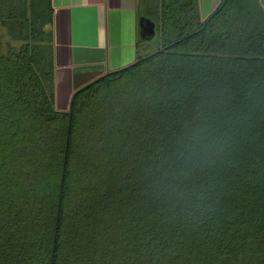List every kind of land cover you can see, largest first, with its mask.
Returning a JSON list of instances; mask_svg holds the SVG:
<instances>
[{
	"label": "trees",
	"instance_id": "obj_1",
	"mask_svg": "<svg viewBox=\"0 0 264 264\" xmlns=\"http://www.w3.org/2000/svg\"><path fill=\"white\" fill-rule=\"evenodd\" d=\"M51 22L49 0H0L19 43L0 46V264H49L57 208L52 264H264L256 1L201 21L157 0L155 53L78 92L69 121Z\"/></svg>",
	"mask_w": 264,
	"mask_h": 264
},
{
	"label": "crops",
	"instance_id": "obj_2",
	"mask_svg": "<svg viewBox=\"0 0 264 264\" xmlns=\"http://www.w3.org/2000/svg\"><path fill=\"white\" fill-rule=\"evenodd\" d=\"M221 1L196 0L200 20H205ZM255 1L264 12V0ZM49 5L52 22L44 30L52 33L54 94L56 77L67 84L69 100L76 84L89 76L93 79L120 70L152 52L139 54L140 42L147 41L141 37L140 24H152L150 39L157 38V0H49ZM18 45L0 26L1 51Z\"/></svg>",
	"mask_w": 264,
	"mask_h": 264
},
{
	"label": "rangeland",
	"instance_id": "obj_3",
	"mask_svg": "<svg viewBox=\"0 0 264 264\" xmlns=\"http://www.w3.org/2000/svg\"><path fill=\"white\" fill-rule=\"evenodd\" d=\"M156 47H157L156 36L153 37L152 39L147 40V41H144V42L141 41L140 45H139V54L140 55H146L149 51H153V49ZM151 53H149V54H151ZM140 57L143 58L144 56H140ZM99 76H101V74L96 76V78ZM90 79H91V77L89 76L82 83H78L80 81V79H78L79 81L76 82V83H78V84H76V87L79 88V87L83 86L84 84L95 79V77L91 80ZM86 81H88V82H86ZM67 89H68L67 84H65V82L62 81L59 77H56V91H55V96H54L55 97L54 105H55L56 110H58V111H61V112H64L65 110L67 111V105H68V101H69L67 98V92H68Z\"/></svg>",
	"mask_w": 264,
	"mask_h": 264
},
{
	"label": "water",
	"instance_id": "obj_4",
	"mask_svg": "<svg viewBox=\"0 0 264 264\" xmlns=\"http://www.w3.org/2000/svg\"><path fill=\"white\" fill-rule=\"evenodd\" d=\"M140 34H141V37L143 39H146V40H149L152 36H153V25L152 24H149V23H146V22H143L142 24H140ZM155 52H152L151 54H153ZM149 54V55H151ZM148 55V56H149ZM144 58V57H143ZM138 60H136L135 62H133L132 64L126 66V67H129L131 65H133L134 63H136ZM125 67V68H126ZM124 69V68H122ZM116 71H119V70H116ZM116 71H112V72H107L95 79H93L92 81L84 84L83 86L77 88L76 90H74L69 98V101H68V105H67V116H68V121H69V118H70V111H71V105H72V100H73V97L80 91H82L83 89H85L86 87L92 85L93 83H95L96 81L104 78L105 76L111 74V73H114ZM68 124H67V130H66V137H65V143L67 141V135H68ZM64 163V161H63ZM63 163H62V172H63ZM61 172V174H62ZM59 197V196H58ZM57 221H58V208L56 209V213H55V218H54V225H53V239H52V245H51V251H50V260H49V264H52V259H53V251H54V246H55V234H56V229H57Z\"/></svg>",
	"mask_w": 264,
	"mask_h": 264
}]
</instances>
